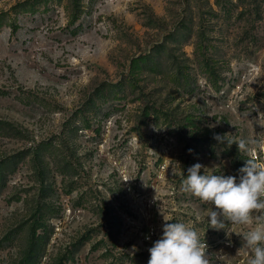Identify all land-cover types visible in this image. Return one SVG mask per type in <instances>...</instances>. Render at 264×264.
Returning a JSON list of instances; mask_svg holds the SVG:
<instances>
[{
	"label": "rangeland",
	"instance_id": "obj_1",
	"mask_svg": "<svg viewBox=\"0 0 264 264\" xmlns=\"http://www.w3.org/2000/svg\"><path fill=\"white\" fill-rule=\"evenodd\" d=\"M252 149L264 0H0V264H264Z\"/></svg>",
	"mask_w": 264,
	"mask_h": 264
},
{
	"label": "built area",
	"instance_id": "obj_2",
	"mask_svg": "<svg viewBox=\"0 0 264 264\" xmlns=\"http://www.w3.org/2000/svg\"><path fill=\"white\" fill-rule=\"evenodd\" d=\"M250 159L251 165L248 166V178L252 197L249 200V205L242 207L238 211L240 213H245L249 208H252L257 198L264 201V181L262 180L264 178V156L257 149H252L250 151Z\"/></svg>",
	"mask_w": 264,
	"mask_h": 264
},
{
	"label": "trees",
	"instance_id": "obj_3",
	"mask_svg": "<svg viewBox=\"0 0 264 264\" xmlns=\"http://www.w3.org/2000/svg\"><path fill=\"white\" fill-rule=\"evenodd\" d=\"M242 205H239V204H237V205H234V206H230L229 208L230 209H237V208H239V207H241Z\"/></svg>",
	"mask_w": 264,
	"mask_h": 264
}]
</instances>
